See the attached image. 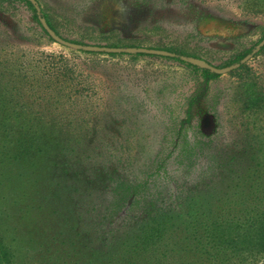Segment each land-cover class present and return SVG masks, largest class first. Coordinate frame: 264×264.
Returning <instances> with one entry per match:
<instances>
[{"label":"rangeland","instance_id":"374dc122","mask_svg":"<svg viewBox=\"0 0 264 264\" xmlns=\"http://www.w3.org/2000/svg\"><path fill=\"white\" fill-rule=\"evenodd\" d=\"M37 3L61 38L85 46H98L99 36L109 35L138 48L190 52L218 69L231 68L224 64L234 54L253 49L244 59L249 56L246 65L264 93V50L256 55L264 40V0ZM31 15L18 3L0 5V49L72 56L73 50L35 38L33 32L41 31ZM73 57L93 75L99 95L87 104L68 107L73 114L63 115L66 127L57 133L63 138L43 148L32 175L22 169L0 171V204L7 205L12 216L8 234L16 237L33 264L51 261L59 233L63 240L79 243L94 216L86 213V206L105 204L111 184H147L151 191L143 196L168 190L167 176L171 182L193 184L231 156L237 143L244 144L245 135L264 132L262 119L241 113L237 74H230L234 67L205 86L179 63L162 57ZM208 120L215 129L205 138L200 126L206 127ZM180 123L187 128L188 147L198 150L191 159L179 158L182 147L177 146L163 176L157 167L173 151L174 127Z\"/></svg>","mask_w":264,"mask_h":264},{"label":"trees","instance_id":"16d2710c","mask_svg":"<svg viewBox=\"0 0 264 264\" xmlns=\"http://www.w3.org/2000/svg\"><path fill=\"white\" fill-rule=\"evenodd\" d=\"M15 3L31 12L33 24L41 31L33 32L35 38L52 42L39 19L61 37L53 20L43 9L37 13L29 0H0V5ZM99 37V43L109 48H138L109 35ZM148 49L172 54L162 58L179 63L205 86L221 76L189 63V59H202L193 53L173 48ZM252 50L234 54L224 66L234 67L230 74H237L241 113L264 121V93L246 63H242ZM263 50L264 46L256 55ZM71 53L67 57L37 50L15 54L0 49V171L22 169L32 175L43 148L63 138L64 134L57 133L66 127L63 115L73 114L68 107L87 104L99 95L93 75L76 64L73 55H126ZM184 124L174 127L173 151L158 164L157 170L163 176L167 175V162L177 146L182 147L179 158L191 159L198 150L197 146L188 147ZM214 129L210 120L206 127L200 126L205 138ZM67 140H62L63 144ZM235 147V152L223 158L210 175L200 176L193 184L171 182L167 176L168 190L149 196H143L151 191L147 184H135L133 180L111 184L105 204L86 206V213L94 216L84 226L87 231L79 243L65 241L59 233L53 257L45 264H263L264 132L245 135L244 144L237 143ZM19 179H23L22 173ZM7 207L0 204V264H33L16 237L8 234L12 216Z\"/></svg>","mask_w":264,"mask_h":264},{"label":"water","instance_id":"95a60500","mask_svg":"<svg viewBox=\"0 0 264 264\" xmlns=\"http://www.w3.org/2000/svg\"><path fill=\"white\" fill-rule=\"evenodd\" d=\"M33 5L38 13L40 11V8L36 5L34 0H29ZM40 24L42 28L45 30V32L48 34L49 38L52 39L53 42L68 48L73 51H85V52H92V53H97V54H126V55H136V54H145V55H155V56H160V57H172L173 55L165 52V51H159V50H151V49H146V48H109L106 46H80L71 42H68L64 40L63 38L57 36L46 24L45 20L39 19ZM264 46V40L257 46V49L259 50ZM249 56H247L245 59L242 60V63H246L248 60ZM189 63L199 67V68H204L207 69L215 74L218 75H224L228 73L231 68H225V69H218L214 66H211L207 64L206 62L202 60H196V59H189L187 60Z\"/></svg>","mask_w":264,"mask_h":264}]
</instances>
